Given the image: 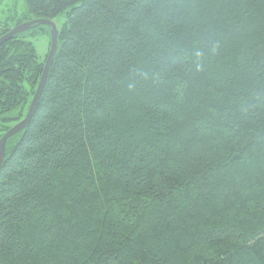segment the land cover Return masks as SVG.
<instances>
[{"label":"trees","instance_id":"trees-1","mask_svg":"<svg viewBox=\"0 0 264 264\" xmlns=\"http://www.w3.org/2000/svg\"><path fill=\"white\" fill-rule=\"evenodd\" d=\"M7 1L0 264H264V0Z\"/></svg>","mask_w":264,"mask_h":264},{"label":"water","instance_id":"water-1","mask_svg":"<svg viewBox=\"0 0 264 264\" xmlns=\"http://www.w3.org/2000/svg\"><path fill=\"white\" fill-rule=\"evenodd\" d=\"M38 25L47 26L50 29V35H51L50 51H49L48 57L46 59V63H45V67H44V71H43V75H42L39 87H38L36 94L33 98V101L31 103V106L29 108V111L27 113L26 118L23 121H21L20 123H18L17 125H15L14 127H12L3 136V138L0 140V169H1L3 162H4L6 144H7L8 139L13 137L14 135L20 133L21 131H23L28 126V124L30 123V121L32 119L34 111L37 107L39 99L42 95V92L44 90V87H45V84H46V81L48 78L50 68L52 66V63H53V60L55 58L57 48H58V29H57L56 24L53 21L36 20V21L25 23V24H21V25L15 27L13 30H11L8 34H6L5 36H3L0 39V47H1L3 44L10 41L16 35L24 33L26 31H29L30 29H32L33 27L38 26Z\"/></svg>","mask_w":264,"mask_h":264},{"label":"rangeland","instance_id":"rangeland-1","mask_svg":"<svg viewBox=\"0 0 264 264\" xmlns=\"http://www.w3.org/2000/svg\"><path fill=\"white\" fill-rule=\"evenodd\" d=\"M18 1L21 2L22 0H18ZM1 5H3L4 7L8 6L10 5V1L3 0V3ZM31 41L34 43L38 55L43 60L48 53V44H49L48 39H46V37L43 35H37L35 38H32Z\"/></svg>","mask_w":264,"mask_h":264},{"label":"bare ground","instance_id":"bare-ground-1","mask_svg":"<svg viewBox=\"0 0 264 264\" xmlns=\"http://www.w3.org/2000/svg\"><path fill=\"white\" fill-rule=\"evenodd\" d=\"M50 51V50H49Z\"/></svg>","mask_w":264,"mask_h":264}]
</instances>
